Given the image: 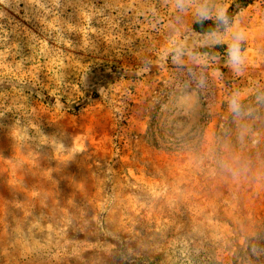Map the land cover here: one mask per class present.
<instances>
[{
    "label": "rangeland",
    "instance_id": "374dc122",
    "mask_svg": "<svg viewBox=\"0 0 264 264\" xmlns=\"http://www.w3.org/2000/svg\"><path fill=\"white\" fill-rule=\"evenodd\" d=\"M235 1L0 0V264H264V0L192 29Z\"/></svg>",
    "mask_w": 264,
    "mask_h": 264
},
{
    "label": "trees",
    "instance_id": "16d2710c",
    "mask_svg": "<svg viewBox=\"0 0 264 264\" xmlns=\"http://www.w3.org/2000/svg\"><path fill=\"white\" fill-rule=\"evenodd\" d=\"M250 0H236L234 4L225 12V19H216V20H210V19H200L195 21L192 24V29L194 32H197L199 34H206L211 33L215 31H223L226 29L229 24L232 21L233 12L240 10L241 8H244ZM217 47V44H215L212 49H215ZM203 52L208 51L207 46H204L201 48ZM136 264H158L157 260L142 256L140 258L136 259Z\"/></svg>",
    "mask_w": 264,
    "mask_h": 264
},
{
    "label": "clouds",
    "instance_id": "9594fccd",
    "mask_svg": "<svg viewBox=\"0 0 264 264\" xmlns=\"http://www.w3.org/2000/svg\"><path fill=\"white\" fill-rule=\"evenodd\" d=\"M218 18L223 20V19H225V16H224V14L218 13ZM229 32L232 34V40H233V45L235 47V50L239 54L240 42L244 39L243 33L238 29L235 31H233L232 29H229Z\"/></svg>",
    "mask_w": 264,
    "mask_h": 264
}]
</instances>
